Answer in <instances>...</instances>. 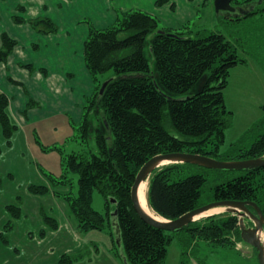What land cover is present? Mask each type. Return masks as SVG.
Listing matches in <instances>:
<instances>
[{"label": "trees", "instance_id": "16d2710c", "mask_svg": "<svg viewBox=\"0 0 264 264\" xmlns=\"http://www.w3.org/2000/svg\"><path fill=\"white\" fill-rule=\"evenodd\" d=\"M170 1L158 0L156 6L162 7ZM256 1L259 0H233V4L243 6ZM261 5L244 19H221L229 25L241 24L236 35L230 30L240 45L249 38L244 25L264 13V0ZM20 9L24 11V8ZM117 15L111 27L97 29L90 26L84 45L86 67L96 82L94 96L87 112L83 113L80 127L89 158L79 153L69 156L68 166L79 174V193L68 199L83 232L111 226V213L118 212L123 250L129 264H165L169 245L176 236L182 248L180 264H189L192 258L204 264V258L197 256L200 245L205 250H236L237 244L243 243L238 218L225 213L194 222L179 233L161 231L144 223L135 213L131 188L141 168L157 155L193 153L221 161L264 156V116L256 125L260 134L246 150L235 155L236 150L232 149L226 157L221 156L225 130L233 114L227 109L224 91L231 69L246 64V61L220 32L193 34L184 31L185 28L173 32L161 28L152 15L138 10L117 11ZM14 21L25 23L19 17ZM29 24L36 28L44 26L40 30L43 35L58 31L50 19ZM160 30L165 33L159 34ZM168 34H175L177 38ZM1 41L0 64L7 62L16 46V41L7 34L1 35ZM21 66L34 69L32 65ZM108 73L111 75L107 79L114 77V80L99 98L104 82L99 76ZM201 82L202 86L197 89ZM167 96L175 100H168ZM181 98L185 100L178 101ZM30 104L34 106L35 103L31 100ZM9 106L8 96L0 92V127L8 144L18 129L11 122ZM95 110H98V118L94 116ZM93 117L96 122H101V131L96 130V133ZM93 147L95 149L91 151ZM201 169L208 170L190 164H173L154 172L148 185L150 208L167 220H175L206 204L229 200L253 202L264 215V168L250 172L208 170L218 177L213 184L197 172ZM47 190L31 188L42 194ZM95 192L106 201L105 214L92 208ZM110 198L116 204H112ZM9 211L15 218H20L19 207L12 206ZM47 221L57 228L55 220L47 218ZM114 245L118 250L115 241ZM60 264H75V259L63 255Z\"/></svg>", "mask_w": 264, "mask_h": 264}, {"label": "rangeland", "instance_id": "374dc122", "mask_svg": "<svg viewBox=\"0 0 264 264\" xmlns=\"http://www.w3.org/2000/svg\"><path fill=\"white\" fill-rule=\"evenodd\" d=\"M214 1L208 0L206 5L201 6L198 9L199 17L188 29L183 30L192 31L193 34L220 32L236 46L239 57L246 61V64L231 69L228 86L224 91L227 109L233 113L230 125L225 130V143L221 147V156L226 157L232 149L236 150L235 155L241 150H246L256 135L260 134L256 131V125L264 116V13L244 25L249 38L240 45L235 40L237 38H233L231 31L236 35L241 24L234 22L229 25L225 21L236 19L217 17ZM75 9H78L75 11L76 17H80L79 23L75 22L77 24L73 29L79 34L76 35L75 44L78 48L83 46L84 51V42L88 38L90 26H95L88 15L83 17L82 10L76 4ZM16 11L20 14L25 12L20 8ZM44 15L45 17L36 20L56 19L54 10L44 12ZM30 26L39 35L41 27H44L36 28L33 24ZM69 62L74 64L73 71L65 78L58 76L57 79L64 87H76L75 94L80 98L78 107L71 110L69 103H64L63 107L65 106L69 113L60 112L47 117L44 110L51 111V114L58 111L51 107L43 109V105L30 97L35 103L34 106L30 101L27 107L21 109V103L15 101L8 108L11 122L18 127L10 144L4 138L0 127V264H60L63 255H70L75 259V264H124L119 250L114 245L112 225H107L102 230L83 232L72 210L71 200L68 199L77 197L79 193V174L68 166L69 156L79 153L89 158L88 147L84 146L80 132L83 121V116L80 119V111L87 112L96 86L94 77L86 67L85 58L82 62L77 58ZM22 68L31 73L35 71L27 67ZM110 75L111 73H108L99 78L105 81ZM10 81L15 87H23L20 82L13 79ZM202 84L203 82L197 89ZM45 87L46 84L43 85V88ZM95 111L94 116L98 118V110ZM31 117L37 120L28 121L27 118ZM95 117L92 120L96 133V130L101 131V122H96ZM170 132L175 134L171 128ZM94 149L93 147L91 151ZM197 172L204 174L209 184L217 182L218 177L214 171L201 169ZM32 187L48 190L47 193L43 192L44 194L35 193L31 191ZM12 206L21 209L20 218H15L9 211ZM92 208L101 214H105V209L108 208L98 192L93 195ZM47 218L55 220L57 228L52 227ZM248 226L252 227V224L248 223ZM176 238L169 245L165 264L181 262L182 248ZM236 248L237 250H205L200 245L197 248V256L204 258V264H258L256 250L242 243H238ZM186 260H189V257ZM189 264L199 263L192 258Z\"/></svg>", "mask_w": 264, "mask_h": 264}, {"label": "crops", "instance_id": "0c3cea01", "mask_svg": "<svg viewBox=\"0 0 264 264\" xmlns=\"http://www.w3.org/2000/svg\"><path fill=\"white\" fill-rule=\"evenodd\" d=\"M157 1L0 0V50L3 47L2 34H7L16 41V46L7 62L0 65V92L8 96L10 105L19 101L22 105L21 109L27 107L32 97L36 103L43 105V109L51 107L58 111L51 114V111L44 110L47 117L60 112L69 113L63 104L69 103L72 110L78 107L80 98L75 94L76 87L60 85L57 77L65 78L70 71H73L74 64L69 61L72 62L77 58L82 62L84 59L83 46L78 48L75 44L76 35L79 34L73 29L80 19L76 17L75 11L78 9H75V4L82 10L83 17L86 15L90 17L97 29H106L114 25L118 17L117 11L138 10L155 17L161 28L180 32L199 17L198 9L206 5L208 0H171L162 7L156 6ZM19 8H24V14L16 11ZM49 8L51 10H48ZM53 10L56 19L52 22L58 28L57 33L39 35L31 28L29 22L45 17L44 12ZM14 16L24 19L25 23H15ZM21 65H32L35 71L31 73L23 70ZM10 79L22 83L23 87H15ZM44 84H46L45 88H43ZM46 104L48 106H45ZM82 116L83 113L80 111V119ZM33 119L37 120V118H27L28 121Z\"/></svg>", "mask_w": 264, "mask_h": 264}, {"label": "water", "instance_id": "95a60500", "mask_svg": "<svg viewBox=\"0 0 264 264\" xmlns=\"http://www.w3.org/2000/svg\"><path fill=\"white\" fill-rule=\"evenodd\" d=\"M263 3V0L252 2L243 6H236L233 4V0H215L214 8L217 17H224L228 20L244 19L252 14L255 9ZM159 34L165 32L160 30ZM171 38H177L175 34H168ZM114 80L111 77L102 83L99 91V98H101L109 84ZM168 100H175L167 96ZM184 98L178 99L183 101ZM104 122L108 127L105 116L102 114ZM111 140V139H110ZM109 140V141H110ZM168 162V165L173 164H190L198 167H202L208 170L223 171V172H246L255 171L264 168V156L261 158L240 160V161H219L208 156L193 153H170L157 155L150 159L139 171L134 184L131 188V203L133 210L138 217L147 225L166 231L170 233H179L189 227L192 223L208 217L229 213L235 215L239 220L240 236L242 244L257 251V259L259 264H264V215L260 208L253 202H241V201H216L199 207L182 217L175 220H167L158 215L154 217L148 211H146L141 205L140 189L142 184L148 183L153 173L158 169L168 166L163 165ZM112 204H116L113 198H110ZM148 201V193H147ZM149 204V203H148ZM253 208V211L250 210ZM220 209L221 212L202 217L203 215ZM160 217V218H159ZM248 223L252 224V227L248 226ZM111 225L114 231V241L119 250L120 257L124 264H129L126 255L123 250L121 228L118 223V212L111 213Z\"/></svg>", "mask_w": 264, "mask_h": 264}, {"label": "bare ground", "instance_id": "6f19581e", "mask_svg": "<svg viewBox=\"0 0 264 264\" xmlns=\"http://www.w3.org/2000/svg\"><path fill=\"white\" fill-rule=\"evenodd\" d=\"M163 165H168V162H165ZM148 185H149L148 183H144L141 186V189H140L141 205L143 206V208L146 211H148L154 217H158V215L150 208V206L148 204V201H147ZM219 212H221L220 209H217V210L211 211V212L203 215L202 217L209 216V215H214V214H217Z\"/></svg>", "mask_w": 264, "mask_h": 264}, {"label": "flooded vegetation", "instance_id": "af4514ba", "mask_svg": "<svg viewBox=\"0 0 264 264\" xmlns=\"http://www.w3.org/2000/svg\"><path fill=\"white\" fill-rule=\"evenodd\" d=\"M247 4H249V3H247ZM237 6V5H236Z\"/></svg>", "mask_w": 264, "mask_h": 264}]
</instances>
